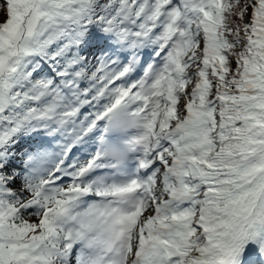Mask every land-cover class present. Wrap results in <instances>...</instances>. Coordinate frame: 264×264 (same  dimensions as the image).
Wrapping results in <instances>:
<instances>
[{
    "label": "snow or ice",
    "instance_id": "6c2138e0",
    "mask_svg": "<svg viewBox=\"0 0 264 264\" xmlns=\"http://www.w3.org/2000/svg\"><path fill=\"white\" fill-rule=\"evenodd\" d=\"M0 264H264V0H0Z\"/></svg>",
    "mask_w": 264,
    "mask_h": 264
}]
</instances>
